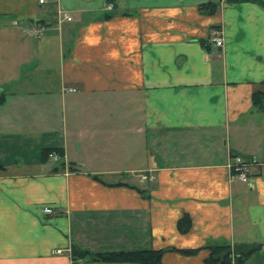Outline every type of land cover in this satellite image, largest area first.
<instances>
[{"label":"crops","instance_id":"crops-1","mask_svg":"<svg viewBox=\"0 0 264 264\" xmlns=\"http://www.w3.org/2000/svg\"><path fill=\"white\" fill-rule=\"evenodd\" d=\"M106 1L0 0V264H134L76 247L200 248L161 264H206L220 243H259L246 264H264V5ZM233 155L256 164L251 184Z\"/></svg>","mask_w":264,"mask_h":264},{"label":"trees","instance_id":"trees-1","mask_svg":"<svg viewBox=\"0 0 264 264\" xmlns=\"http://www.w3.org/2000/svg\"><path fill=\"white\" fill-rule=\"evenodd\" d=\"M116 0H107L108 4H113L114 7L116 6ZM251 1L254 3H259L264 5V0H228V2H245ZM220 2L215 0H209L207 3H202L199 5L200 11L205 14H214L218 11V7ZM107 17H111L110 14H105ZM40 24V22L38 23ZM205 46L206 42L203 41ZM1 101V99H0ZM253 102L256 104L259 109H264V91H255L253 94ZM57 153L61 156L64 155L63 148H50L46 149L42 152L43 160L47 161L50 157L51 153ZM65 163H62L64 165ZM61 165V164H60ZM74 167L70 165L69 169H73ZM5 166L0 164V171H4ZM55 170H57L55 168ZM178 230L181 234L188 233L192 227V218L191 216L186 213L180 218L177 222ZM203 248L209 250L208 257L205 258L206 264H246L252 255H254L257 251H260L262 245L259 243L255 244H227V243H220V244H208ZM200 248L196 249H178V248H161V249H137V251H114V252H102V253H95L89 252L79 247L73 250L74 259L78 258H88L90 261L96 262H108V263H134V264H161V260L165 253L179 251L182 254H196V252Z\"/></svg>","mask_w":264,"mask_h":264},{"label":"built area","instance_id":"built-area-1","mask_svg":"<svg viewBox=\"0 0 264 264\" xmlns=\"http://www.w3.org/2000/svg\"><path fill=\"white\" fill-rule=\"evenodd\" d=\"M45 0H40L41 3H43ZM107 8L109 10H112L114 8L113 4H108ZM67 20H72L70 16L64 15ZM48 26L45 24H33L27 28L29 31L30 35L34 37L35 39L39 40L44 34ZM210 43L214 44L217 47H223L224 44V34L220 28H212L210 31ZM75 90V89H73ZM50 157H52L56 161H60L61 157L60 155L56 153H51ZM231 169L232 173L236 175V177L239 178L240 181L251 184L253 181L254 177V172H255V166L256 164L246 160L244 157L241 155H233L231 159ZM143 179H150L153 180V177H150L148 175H144ZM43 212L47 215H53L55 214V209L49 206H44ZM56 253H61L62 251L60 249L55 250Z\"/></svg>","mask_w":264,"mask_h":264},{"label":"rangeland","instance_id":"rangeland-1","mask_svg":"<svg viewBox=\"0 0 264 264\" xmlns=\"http://www.w3.org/2000/svg\"><path fill=\"white\" fill-rule=\"evenodd\" d=\"M48 161L51 163V161L53 162V163H55V164H57V165H60V163L58 162V161H56V160H54L52 157H49L48 158Z\"/></svg>","mask_w":264,"mask_h":264}]
</instances>
